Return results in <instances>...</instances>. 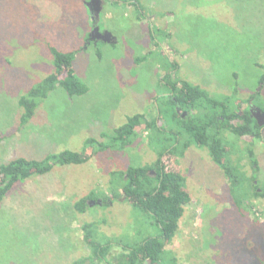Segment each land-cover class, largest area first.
<instances>
[{"label":"rangeland","instance_id":"rangeland-1","mask_svg":"<svg viewBox=\"0 0 264 264\" xmlns=\"http://www.w3.org/2000/svg\"><path fill=\"white\" fill-rule=\"evenodd\" d=\"M88 1L0 0V163L90 150L88 138L102 139L128 116H156L172 60L178 67L174 75L198 83L212 97L230 96L231 110L246 108L253 95L249 108L264 107V0H139V7L103 0L99 16ZM94 23L116 42L90 43ZM51 47L75 52L74 69L89 90L71 96L57 86L21 124L20 97L54 70ZM157 123L166 124L165 117L158 116ZM156 126L148 131L139 126L131 143L99 151L86 163L56 165L17 183L0 203V264H74L84 256H92L85 264H108L85 244L87 222L95 223L96 242L114 243L110 259L122 244L133 247L160 235L154 217L116 195L119 176L111 181L112 171L158 160L162 137L173 127ZM222 138L225 158L249 177L248 150H254L264 184V140L229 131ZM162 159L186 177L192 197L164 262L264 264V197L245 199L247 181L232 192L206 146L193 144L181 157L166 152ZM91 192L111 200L90 202L79 213L74 201Z\"/></svg>","mask_w":264,"mask_h":264},{"label":"trees","instance_id":"trees-1","mask_svg":"<svg viewBox=\"0 0 264 264\" xmlns=\"http://www.w3.org/2000/svg\"><path fill=\"white\" fill-rule=\"evenodd\" d=\"M123 2H130L131 5L138 7L140 5L139 0H123ZM139 13H141L138 15L140 20L143 11ZM89 42L92 43L90 39ZM51 53L54 70L20 97L19 103L24 109L21 113V124H27L30 121L40 100L47 97L48 93L57 86H62L71 96L84 94L89 90L87 84L79 78L74 69V51H62L51 47ZM173 61H169L170 66H168L171 71L162 78L163 87L167 93L161 94L156 100V116L150 117V114L142 112L128 116L127 121L113 129V132L102 133V139L88 138L87 144L93 148L90 150L67 149L52 153L44 159H29L20 156L6 163H0V203L17 183L36 175L46 174L56 165L86 163L99 151L125 146L132 142L137 128L143 124L145 131H148L156 124L158 125L156 128H168V123L174 129L172 128L167 132L169 134L162 137L164 146L155 163L142 166L130 165L124 170L111 172V181H114L117 176L122 180L119 194L116 195L142 207L154 217L160 226V235L148 237L141 244L133 247L122 244V250L110 259L108 256L115 247L114 243L96 242L93 237L95 223L87 222L84 224V241L93 250L97 261H105L108 264H169L164 262L167 252L166 245L178 232L185 207L192 203V197L186 189V177L180 170L164 165L162 157L166 152L181 157L193 144L199 147L206 146L213 160L220 165L228 178L232 192L241 185V182L247 181L249 189L245 191V199L249 200L252 196L264 197V184L258 179L260 168L254 150L252 148L248 150L249 162L253 169V174L249 177L241 168H237L225 158L228 154L227 141L222 138V132L229 131L241 138L250 136L264 140V124H259L248 106V102L255 95L247 100L246 108L241 109L239 105L231 110V105L228 106L231 101L230 96L223 99L212 97L209 91L201 85L181 79L177 73L174 75L172 71L178 67L176 61ZM260 83H264V73ZM159 100L162 104H159ZM260 109L264 113V107ZM158 116H164L166 124L159 126ZM173 122L174 124H171ZM256 181H258L257 184ZM260 187L262 191L259 190ZM104 194L102 196L97 195L96 192L85 194L74 201L73 207L79 213H86L91 207L90 202L100 200V203H104L111 200L108 194ZM235 200L239 204L243 202L237 196ZM252 206L253 203L249 204L250 209ZM88 258L92 259V256L78 258L74 264H85Z\"/></svg>","mask_w":264,"mask_h":264},{"label":"water","instance_id":"water-1","mask_svg":"<svg viewBox=\"0 0 264 264\" xmlns=\"http://www.w3.org/2000/svg\"><path fill=\"white\" fill-rule=\"evenodd\" d=\"M102 0H90L87 2V5L91 9L92 13L96 14L97 16L100 15L101 10H102ZM90 41L93 40L95 43L98 40H104V41H109L112 42L115 40L114 36L109 30L101 31V28L98 24H96L90 34ZM113 38V39H112ZM252 115L258 120L260 125L264 124V113L261 111L260 108H257L255 106H252L251 108ZM257 113L262 114V117L259 118Z\"/></svg>","mask_w":264,"mask_h":264},{"label":"flooded vegetation","instance_id":"flooded-vegetation-1","mask_svg":"<svg viewBox=\"0 0 264 264\" xmlns=\"http://www.w3.org/2000/svg\"><path fill=\"white\" fill-rule=\"evenodd\" d=\"M101 3H103V0L101 1ZM105 30H106V29H101L102 32L105 31ZM89 39H92V38L89 37ZM112 39H113V38H112ZM91 41L94 42L93 40H91ZM257 115H258L259 118L262 117V114H260V113H257ZM245 137H250V136H245Z\"/></svg>","mask_w":264,"mask_h":264},{"label":"crops","instance_id":"crops-1","mask_svg":"<svg viewBox=\"0 0 264 264\" xmlns=\"http://www.w3.org/2000/svg\"><path fill=\"white\" fill-rule=\"evenodd\" d=\"M140 20H141V19H140ZM95 25H96V23H94V26H95ZM98 41H99V40H98ZM98 41H97V42H98ZM91 42H92V41H91ZM112 42H116V41H112ZM196 84H198V83H196ZM73 196H74V195H73ZM75 196H77V195H75Z\"/></svg>","mask_w":264,"mask_h":264}]
</instances>
